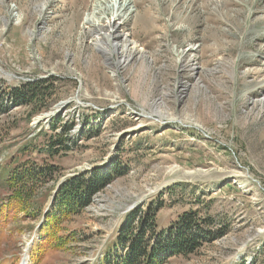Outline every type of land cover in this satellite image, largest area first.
I'll list each match as a JSON object with an SVG mask.
<instances>
[{
	"label": "rangeland",
	"instance_id": "374dc122",
	"mask_svg": "<svg viewBox=\"0 0 264 264\" xmlns=\"http://www.w3.org/2000/svg\"><path fill=\"white\" fill-rule=\"evenodd\" d=\"M95 1L0 0V93L5 82L58 78L47 110L0 117V264H98L126 211L174 185L183 191L160 211V228L198 208L228 231L166 264H264V0H126L134 12L118 17L121 31L146 52L127 65L83 29L102 15ZM60 104L62 125L84 138L49 157L37 134L50 132L46 114ZM13 159L58 168L38 182L41 208L25 202L5 224ZM111 163L128 171L63 220L67 248L30 258L58 184Z\"/></svg>",
	"mask_w": 264,
	"mask_h": 264
},
{
	"label": "trees",
	"instance_id": "16d2710c",
	"mask_svg": "<svg viewBox=\"0 0 264 264\" xmlns=\"http://www.w3.org/2000/svg\"><path fill=\"white\" fill-rule=\"evenodd\" d=\"M57 81L58 78L50 77L12 85L3 83L0 93V117L12 107L29 108L30 118L47 110L49 105L46 101H51L57 96L54 85ZM90 120L92 117H84L83 125L88 124ZM62 124L63 120L58 115L50 121L49 133L42 131L37 134V137L43 136L44 143L41 148L49 157L57 156L60 152L61 154L70 152L75 147V140L84 138L81 131L76 134V138L72 137L69 132L71 127ZM30 144L27 143L25 148L28 149ZM19 151L24 154L22 150ZM26 162L18 159L11 162V165L16 167L8 172V176L11 175L7 179L9 193L3 210L5 224L14 220L17 211L24 213L25 202H29L32 212L41 208L46 198H43L42 194H37L38 182L54 180L52 170L57 171L58 168L49 164L35 169V165L30 168V163ZM128 167L129 165L119 167L111 163L63 180L56 187L50 201L51 208L45 213V220L39 227L40 240L33 244L31 257L40 261L49 251L66 249L70 237L57 235L63 220L81 214L90 206L93 198L113 180L124 175ZM177 191L182 192L183 187L175 185L169 187L126 213L98 264H166L177 256L194 255L204 245L227 233L228 225L205 217L198 208L182 212L167 228H160L158 215ZM166 196L169 198L165 199ZM235 264H245V260Z\"/></svg>",
	"mask_w": 264,
	"mask_h": 264
},
{
	"label": "bare ground",
	"instance_id": "6f19581e",
	"mask_svg": "<svg viewBox=\"0 0 264 264\" xmlns=\"http://www.w3.org/2000/svg\"><path fill=\"white\" fill-rule=\"evenodd\" d=\"M48 1L52 0H44L46 4L48 3ZM102 2L104 5H102ZM94 3L96 7H100L102 15L100 17L95 18V15L91 14L85 17L83 21L86 24L84 25L83 29H87L88 35L93 36L94 44L96 46L108 45L110 48L113 46L117 50L115 52L120 53L122 55L121 63L126 65L132 58L135 57L136 59H138L139 57L144 55L146 53L144 49L136 45L134 42L130 41L129 36L121 31V25H123V21L118 20V17H122V15H125L123 14V12H125L127 9L131 13L134 12V10H130L132 9L130 3H127L126 0H107V2L106 0H96ZM45 9L46 7L41 9L40 16H42V12ZM110 10L115 11V13L112 14L113 16L108 15V11L110 12ZM101 50L104 49L102 48ZM140 73L141 72H139V74ZM186 89L187 86H185V89L182 88L181 91H183V94L185 93ZM40 118L41 117H38L37 120Z\"/></svg>",
	"mask_w": 264,
	"mask_h": 264
},
{
	"label": "water",
	"instance_id": "95a60500",
	"mask_svg": "<svg viewBox=\"0 0 264 264\" xmlns=\"http://www.w3.org/2000/svg\"><path fill=\"white\" fill-rule=\"evenodd\" d=\"M65 107H66L65 104H60L59 107H58V109L54 113L52 112V113L46 114V118H50L49 119V121H50L52 117H54V116L56 117L58 114L62 113ZM132 209L133 208L129 209L126 212H129Z\"/></svg>",
	"mask_w": 264,
	"mask_h": 264
}]
</instances>
